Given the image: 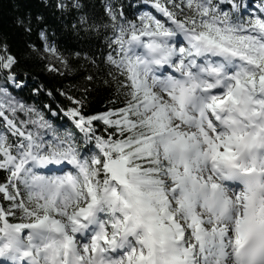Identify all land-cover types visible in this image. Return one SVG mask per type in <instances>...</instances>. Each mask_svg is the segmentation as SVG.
<instances>
[{
    "label": "snow or ice",
    "instance_id": "obj_1",
    "mask_svg": "<svg viewBox=\"0 0 264 264\" xmlns=\"http://www.w3.org/2000/svg\"><path fill=\"white\" fill-rule=\"evenodd\" d=\"M54 6L79 14L83 64L39 13L15 24L41 46L0 33V264H264V0ZM41 47L63 66L47 71L113 89L108 106L30 87Z\"/></svg>",
    "mask_w": 264,
    "mask_h": 264
},
{
    "label": "trees",
    "instance_id": "obj_2",
    "mask_svg": "<svg viewBox=\"0 0 264 264\" xmlns=\"http://www.w3.org/2000/svg\"><path fill=\"white\" fill-rule=\"evenodd\" d=\"M114 4L123 3L126 8L125 15L129 19L133 18L136 8L139 6L141 0H112ZM258 2V0H253ZM90 8L95 12L101 10V6L104 0H87ZM148 10V9H144ZM39 13L43 15L47 22V32L50 38V42L54 43L65 55L69 57L70 64L75 66V62L79 61L83 64V60L72 55V53L80 52L81 49L87 51V45L84 43L83 35L73 31L72 25L77 23L78 13H74L71 10L61 12L55 8L54 0H0V33L8 36L9 42L14 51L23 52L25 41L35 43L37 46L42 45V41L38 38L35 27L33 32L28 35L15 24V17L17 15H25L27 13ZM35 25V21L33 22ZM43 53V48L41 47ZM55 64L63 71V66L54 57ZM49 62L47 57L41 59L36 55H24L21 67L24 72L29 75L25 77L30 87H35L39 84L45 85L47 88L53 89V94L56 97V102L52 106L54 108L59 106L68 105L70 102L63 96L59 95L60 90L67 91L70 95L80 97L83 95L82 89L88 87L90 95L86 97V110L91 113L98 110H104L108 106V102L112 99L113 89L103 85L100 81H95L91 86L87 85L83 79V76L76 72H64L63 75H59L55 72H49L46 70L45 65ZM34 78V79H33ZM3 81L0 80V84ZM11 91V89H10ZM29 88L19 92V96L26 99L28 103H35L39 105L41 100L44 104L52 103L51 98H29ZM14 95L16 93H13ZM34 96V94H33ZM59 113V108H57ZM46 118L53 119V122L59 124H69L70 119L63 113H59L55 117H51L50 114ZM3 178V173L0 172V179Z\"/></svg>",
    "mask_w": 264,
    "mask_h": 264
},
{
    "label": "rangeland",
    "instance_id": "obj_3",
    "mask_svg": "<svg viewBox=\"0 0 264 264\" xmlns=\"http://www.w3.org/2000/svg\"><path fill=\"white\" fill-rule=\"evenodd\" d=\"M249 2L252 4L253 7H256L257 4L256 3H252V0H249ZM44 55L47 57L48 60H50L52 63H55V59L54 56H51L50 54L44 52Z\"/></svg>",
    "mask_w": 264,
    "mask_h": 264
}]
</instances>
